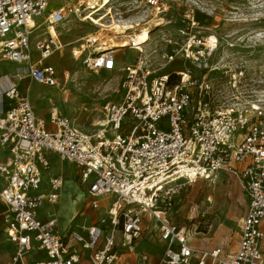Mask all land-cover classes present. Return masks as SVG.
<instances>
[{
	"label": "built area",
	"instance_id": "2783aa9c",
	"mask_svg": "<svg viewBox=\"0 0 264 264\" xmlns=\"http://www.w3.org/2000/svg\"><path fill=\"white\" fill-rule=\"evenodd\" d=\"M65 1L46 13L48 0H0V62L23 68L46 88L67 84L71 74L49 61L63 54L58 29L72 17L96 28L72 49V57H83L87 72L120 70L122 95L103 106L95 128L85 133L56 109L36 115L17 84L1 90L0 144L9 157L0 162V202L6 238L14 246L9 264H120L128 254L148 264L137 253L144 212L160 224L163 264H264V79L243 64L231 69L223 59L203 66L218 40L186 28L174 32L181 43L166 41L175 48L161 54L158 67L152 63L156 51L141 49L134 63H122L117 57L125 46L104 52L107 44L101 42L112 34L120 45L124 38L131 41L114 29L122 15L113 13V0ZM142 1L155 17L165 14L168 0ZM178 56L192 66L160 71ZM58 161L76 168L90 209H103L102 202L113 197L89 227L75 226L76 217L62 228L56 215L39 216V208L60 200L62 176L40 189L43 173ZM220 172L238 177L247 200L230 256L221 247H191L186 228L154 210L164 184Z\"/></svg>",
	"mask_w": 264,
	"mask_h": 264
},
{
	"label": "rangeland",
	"instance_id": "374dc122",
	"mask_svg": "<svg viewBox=\"0 0 264 264\" xmlns=\"http://www.w3.org/2000/svg\"><path fill=\"white\" fill-rule=\"evenodd\" d=\"M48 1L46 13L66 2ZM110 5L113 13L122 15L117 19L140 23L138 31L142 28L149 29L151 39L143 50L146 54L156 51V54H152L154 66L158 67L162 53H171L175 48L167 40L170 39L172 44L182 42V39L173 37L175 30L186 28L191 29L198 37L207 39L213 36L218 40L217 48L204 57L203 66L213 65L223 59L231 69L243 64L258 79H264V0H168L165 14L159 17H155L154 12L142 0H113ZM157 23L163 24L156 26ZM58 31L65 48L63 54L56 53L49 64L54 65L58 72L68 71L71 74L67 84L61 83L56 89L37 85L23 68L7 61L0 62V79L7 77L12 84H17L20 95L30 99L38 115L49 114L56 109L60 115L69 118L76 129L91 133L101 117L103 106L107 102L116 103L121 99L120 82L123 73L120 70L87 72L81 64L83 57H72L71 51L81 43V39L96 32V28L90 23L82 24L71 17L63 22ZM132 33L133 30L128 31L129 35ZM104 39L101 42L109 41L107 35ZM115 41L117 42L116 39ZM118 55L120 56L117 58L123 57L122 62L128 63H134L138 56L127 46ZM178 57L172 67H165L160 71L168 72L169 68L192 66ZM45 175L62 176L65 187L57 204L43 205L38 209L42 219L56 215L60 219V225L67 226L69 220L76 216L75 226L89 227L106 213L107 206L99 211L88 207L86 192L81 186L77 170L71 164L58 163L47 170ZM46 183L47 181H43L41 188ZM75 200L76 204H73ZM112 200L113 197H110L102 204L108 205ZM246 202L238 177L220 172L210 179L177 178L174 182L164 184L154 210L161 213L166 222L185 227L195 248L212 250L214 247H222L225 255L230 256L238 244L240 220L246 212ZM67 206L69 212L63 217V210ZM2 210L0 207V264H7L12 247L4 236ZM141 224L142 234L137 240V253L146 255L149 258L148 264H163L166 245L160 240V224L150 219L147 212L142 214ZM122 264H137V258L133 255L125 256Z\"/></svg>",
	"mask_w": 264,
	"mask_h": 264
},
{
	"label": "bare ground",
	"instance_id": "6f19581e",
	"mask_svg": "<svg viewBox=\"0 0 264 264\" xmlns=\"http://www.w3.org/2000/svg\"><path fill=\"white\" fill-rule=\"evenodd\" d=\"M103 7V6H102ZM101 7V8H102ZM114 23V29L119 32V34L124 33V37H129L131 39L130 43L128 41V39H125V43H123V45L118 44L115 39L113 38V36L115 34H112L111 36H108L109 41L107 48L105 49L104 52H106V50L109 49H114V48H120L123 46H127L130 45L131 48L136 54L137 51H139L140 49L142 50V52H144L143 48L144 46L147 45L148 42H150V31L147 28H142L141 30L138 31L137 28H139L140 23L137 24H133L132 22L126 21V20H115L113 21ZM163 23H157L156 26H160ZM133 30L134 33L132 34H128V31ZM133 42V43H132ZM210 42H217V39L215 37H211L210 38ZM106 43V44H107ZM61 57V56H60ZM13 84L11 83L9 78H5V79H0V92L3 89H6V87L12 86ZM175 180H173L172 182H174ZM161 188V187H160ZM69 212L68 206L65 207V209L63 210V217L66 216Z\"/></svg>",
	"mask_w": 264,
	"mask_h": 264
},
{
	"label": "crops",
	"instance_id": "0c3cea01",
	"mask_svg": "<svg viewBox=\"0 0 264 264\" xmlns=\"http://www.w3.org/2000/svg\"><path fill=\"white\" fill-rule=\"evenodd\" d=\"M118 56H120V55H118ZM122 59H123V57H121L120 58V60H121V62H122ZM123 62H125V61H123ZM122 62V63H123ZM126 63H128V62H126ZM29 99V98H28ZM29 101H30V99H29ZM30 103H31V101H30ZM31 106H32V108L35 110V112H36V115H38L37 114V110L33 107V105H32V103H31ZM38 116H43V117H47L48 116V113L47 114H43V115H38ZM8 157H9V152H8V148H5V147H3V146H1V144H0V162H4V161H6L7 159H8ZM58 163H66V162H61V161H58ZM58 163H56V164H54L53 166H51L50 168H52V167H54L55 165H58ZM67 163H69V162H67ZM70 164V163H69ZM72 165V164H71ZM73 166V165H72ZM74 167V166H73ZM49 168V169H50ZM75 168V167H74ZM48 169V170H49ZM76 169V168H75ZM47 171H45L44 173H43V178H42V183H43V181H47V183H46V186L45 187H43V188H40L41 190H43V189H46V187H47V185H48V182L50 181V179L51 178H53V177H59V176H51V177H48V176H46L45 175V173H46ZM63 180H64V178H63ZM2 184H3V182L0 180V187L2 186ZM41 186H42V184H41ZM64 187H65V181H64V183H63V187H62V190H61V197H62V194L64 193L63 192V190H64ZM61 197H60V199H61ZM247 201V200H246ZM76 202V200L74 201V202H72L73 204H76L75 203ZM246 204H247V202H246ZM106 206L107 205H103V208L105 207L106 208ZM0 207L3 209L2 211V213H1V221H2V218H3V215H4V213H5V207H4V205L0 202ZM76 217V216H75ZM74 218V217H73ZM72 219V218H71ZM70 219V220H71ZM70 220H69V222H70ZM2 224L4 225V223H3V221H2ZM59 226H61L60 225V219H59ZM62 228H65V227H67V226H61ZM4 228H5V226H4ZM5 230H6V228L4 229V236H5V239H6V241H7V243L9 244V242H8V240H7V238H6V233H5ZM190 241H189V243H190V246L191 247H193V248H195V246H194V243H193V241L191 240V239H189ZM239 241V240H238ZM11 247H12V253H11V255H10V258L12 257V255H13V252H14V246L13 245H11V244H9ZM237 246H238V244H237ZM237 246L235 247V250H236V248H237ZM215 248V247H214ZM222 248V247H221ZM196 249V248H195ZM223 249V248H222ZM234 250V251H235ZM233 253V252H232ZM224 254H225V252H224ZM128 255H130V254H128ZM128 255H126V256H128ZM231 255V254H230ZM131 256V255H130ZM41 257V256H40ZM123 257H125V256H123ZM123 257H122V259H123ZM10 258L7 260V264H9V261H10ZM4 261V260H3ZM149 263V262H148ZM120 264H122V260H121V263Z\"/></svg>",
	"mask_w": 264,
	"mask_h": 264
}]
</instances>
